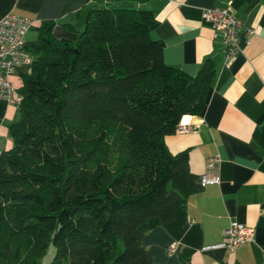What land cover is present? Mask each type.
<instances>
[{
    "label": "trees",
    "instance_id": "1",
    "mask_svg": "<svg viewBox=\"0 0 264 264\" xmlns=\"http://www.w3.org/2000/svg\"><path fill=\"white\" fill-rule=\"evenodd\" d=\"M118 1L90 9L75 41L44 20L28 43L22 117L0 153V264H43L52 245L47 264H157L139 226L202 190L189 149L164 137L204 110L216 63L169 66L153 11ZM252 135L264 149V121Z\"/></svg>",
    "mask_w": 264,
    "mask_h": 264
},
{
    "label": "crops",
    "instance_id": "2",
    "mask_svg": "<svg viewBox=\"0 0 264 264\" xmlns=\"http://www.w3.org/2000/svg\"><path fill=\"white\" fill-rule=\"evenodd\" d=\"M115 5L153 11L160 24L152 36L165 41L164 60L169 66L195 75L204 60L212 58L217 67L204 110L199 115L186 113L178 123H190L192 129L178 127L164 139L174 154L189 149L188 163L198 175L205 171L209 157L219 155L221 181L192 193L173 218L145 220L139 226L142 243L157 264H264V149L252 135L264 121V27L260 21L264 0H127ZM228 5L244 29L238 34L242 52L225 61L224 33L205 22L202 10ZM101 6L100 0H0V19L15 13L34 20L27 43L38 39L29 40L28 34L44 20L56 22V38L75 41L87 26L90 9ZM246 29L257 31L249 43ZM29 67L14 68L11 81L18 88ZM20 117V107L0 98V153L11 147L10 125ZM235 220L254 230V240L234 249L204 248L220 242L225 228Z\"/></svg>",
    "mask_w": 264,
    "mask_h": 264
},
{
    "label": "built area",
    "instance_id": "3",
    "mask_svg": "<svg viewBox=\"0 0 264 264\" xmlns=\"http://www.w3.org/2000/svg\"><path fill=\"white\" fill-rule=\"evenodd\" d=\"M230 6L224 7H207L203 11L205 22L211 24L218 31H222L225 37V61L233 60L242 52L240 48L239 32L244 29L241 19L237 18ZM34 25V20L24 16L9 13L0 19V98L5 99L8 103H13L18 107L22 104L24 94L20 88L11 80L15 67L21 64L31 66L33 56L27 43V33ZM257 34L256 29H246L247 42H251L253 36ZM180 130H190L192 125L186 123L178 126ZM219 155H213L206 160V169L200 174L201 187L207 184H214L221 181L219 175ZM254 230L237 220L229 223L225 228L222 240L216 245H206L204 248H217L226 246L234 249L242 243L254 240ZM171 250L175 249V244L171 245Z\"/></svg>",
    "mask_w": 264,
    "mask_h": 264
},
{
    "label": "rangeland",
    "instance_id": "4",
    "mask_svg": "<svg viewBox=\"0 0 264 264\" xmlns=\"http://www.w3.org/2000/svg\"><path fill=\"white\" fill-rule=\"evenodd\" d=\"M116 3V2H115ZM115 3L111 4V6H115ZM38 37V32L35 29H32L31 32L28 34V39L32 40ZM55 253V247L52 245L47 254L43 256V264H47L49 261L53 259V254ZM107 264H113L112 261H109Z\"/></svg>",
    "mask_w": 264,
    "mask_h": 264
}]
</instances>
